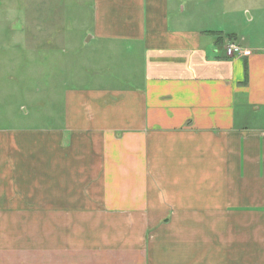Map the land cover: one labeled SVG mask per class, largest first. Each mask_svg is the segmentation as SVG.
I'll use <instances>...</instances> for the list:
<instances>
[{"label":"crops","instance_id":"obj_1","mask_svg":"<svg viewBox=\"0 0 264 264\" xmlns=\"http://www.w3.org/2000/svg\"><path fill=\"white\" fill-rule=\"evenodd\" d=\"M85 33L60 111L0 126V264H264V0H92Z\"/></svg>","mask_w":264,"mask_h":264},{"label":"rangeland","instance_id":"obj_2","mask_svg":"<svg viewBox=\"0 0 264 264\" xmlns=\"http://www.w3.org/2000/svg\"><path fill=\"white\" fill-rule=\"evenodd\" d=\"M91 1L0 0V126H41L60 111L62 82L92 62Z\"/></svg>","mask_w":264,"mask_h":264},{"label":"built area","instance_id":"obj_3","mask_svg":"<svg viewBox=\"0 0 264 264\" xmlns=\"http://www.w3.org/2000/svg\"><path fill=\"white\" fill-rule=\"evenodd\" d=\"M241 52H242L241 48L235 43H231L225 47V54L227 56L237 55L240 54Z\"/></svg>","mask_w":264,"mask_h":264}]
</instances>
